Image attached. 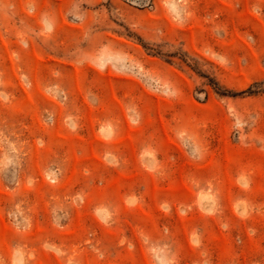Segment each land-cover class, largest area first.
Wrapping results in <instances>:
<instances>
[{"label":"rangeland","instance_id":"374dc122","mask_svg":"<svg viewBox=\"0 0 264 264\" xmlns=\"http://www.w3.org/2000/svg\"><path fill=\"white\" fill-rule=\"evenodd\" d=\"M0 264H264V0H0Z\"/></svg>","mask_w":264,"mask_h":264}]
</instances>
